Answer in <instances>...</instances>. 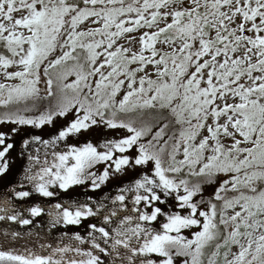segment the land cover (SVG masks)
<instances>
[{"label":"snow or ice","instance_id":"6c2138e0","mask_svg":"<svg viewBox=\"0 0 264 264\" xmlns=\"http://www.w3.org/2000/svg\"><path fill=\"white\" fill-rule=\"evenodd\" d=\"M0 77V107L23 104L0 115L13 126L0 131V180L21 126L63 118L51 139H21V157L53 151L27 155L31 190L5 185L0 221L33 223L14 200L66 197L48 211L60 236L20 250L7 246L20 232H5L0 264H264V0H0ZM93 128L125 134L67 142ZM128 169L137 178L115 196L87 195Z\"/></svg>","mask_w":264,"mask_h":264},{"label":"trees","instance_id":"16d2710c","mask_svg":"<svg viewBox=\"0 0 264 264\" xmlns=\"http://www.w3.org/2000/svg\"><path fill=\"white\" fill-rule=\"evenodd\" d=\"M74 79H75V77H73V80ZM68 81H69V79H68ZM49 100H51V98H49ZM48 102H49L48 100H43V101H37L36 103H38L39 105H41V107H43V106H46L48 104ZM28 103L31 104L32 101H29ZM16 107L22 108L23 104L18 105V106L12 105V106H9V108L0 107V115H2L6 111L15 110ZM24 114L28 115V116H32V115H37L38 113H24ZM119 118L127 119L128 117L121 114L119 116ZM24 127H27V126H24ZM47 128L50 132H53V133H56V131H57V129L54 128L53 126L48 125ZM28 130L32 131L31 129H28ZM92 130H94V129H92ZM89 134L91 136L86 137V138L84 137V135H80L79 137L72 136V137L68 138L67 142L71 143V144H76L77 146H79L80 144H83L87 140L92 139L94 137L93 134H91V133H89ZM13 142L15 143L16 146L13 148V150L10 151V153L6 157V159L9 161V164H10L11 174L9 172L6 179L0 180V199L3 198L4 193L6 191L5 185L7 186V189L15 188L17 191H19V190H31L30 185H28L26 188H22L20 186L21 181H17V179L15 178V176H16L15 172L18 169L16 164H17V154L20 151V140L17 137L13 140ZM58 146H59L58 147L59 150H61V151L66 150L64 141L59 142ZM13 154H14V156H13ZM97 170L101 171L100 167L97 166L96 169H93V171H97ZM191 179L193 180V182L196 181V178H191ZM24 183L27 184V182H24ZM122 183H124L123 180L116 181V185L120 186V185H122ZM82 187L83 186H78V187H75L74 189L71 190L73 199L82 200V199H80V197L82 196ZM110 187L112 189H110ZM213 187H215V184L214 185H204L203 195H204L205 199H207L209 196L212 195V193H213L212 190H215V188H213ZM118 188H113L112 185L110 183H108V184L104 185V187H101V189L96 190V192L87 191V195L92 196V197H96V198L98 196H101V195L106 194V193L110 194V195H114V194H116L115 191H117ZM110 191H112V192H110ZM77 193H80V195H76ZM229 195H232V193H229ZM198 198L199 197H195L194 199H198ZM65 200H66V197H64L63 195L59 198H43V197H39V196H33L31 198L26 199L25 201L14 200V204H15L17 210L21 212V214L23 215L24 218L32 219L33 223L30 225L21 226L18 223L12 222V221H4V222H7V224H9V222H12L14 224V228L12 231H18V232H20V234H27V232L29 231L28 228L30 226L36 227V229H37L36 233H38L39 236L43 237V239L48 240L49 242H53V239L55 237L60 236V232L56 231V230H50L47 227V222L49 220V217H48L49 205L55 204L57 202H64ZM32 206H40L42 208V214L40 217H31L30 216V213L27 211V209L29 207H32ZM0 215H3V213H0ZM60 227H61V231L66 229L69 234H71L72 232L77 231V230H79V231H81V233H83V230L76 229L74 226H60ZM7 231L8 230H5V232H7ZM23 237H26V235H23ZM0 241H3V239ZM39 245H36L33 248V250L39 251ZM7 246L11 247V245L9 243H7ZM16 247H19L22 250L24 245H22L21 243H19L15 240V241H13V249H16ZM0 250H3V249H0Z\"/></svg>","mask_w":264,"mask_h":264},{"label":"rangeland","instance_id":"374dc122","mask_svg":"<svg viewBox=\"0 0 264 264\" xmlns=\"http://www.w3.org/2000/svg\"><path fill=\"white\" fill-rule=\"evenodd\" d=\"M132 35L139 36V32L133 33ZM120 43L125 44V46H127L126 41L123 40V39L120 41ZM133 47H134V50H138L139 49V44L137 43ZM157 47L160 48V47H163V46L162 45H157ZM135 66L136 65H133L132 67H135ZM10 70H15V69H10ZM105 71H107V69H105ZM147 71L152 72L153 71L152 67L149 66L147 68ZM142 74L143 73H140L139 75H142ZM72 80H73V77H69V81L68 82H71ZM0 82H5L3 80V77H0ZM10 83H15V81H10ZM40 87H41V89H43V87H44L43 83L40 85ZM229 102L231 103L232 101L229 100ZM62 122H63V118H61L60 121L57 123L56 129H58L59 124L62 123ZM47 126L48 125L42 126L41 129H34L31 126H27V127L22 126L21 129H20V132L16 136H14L12 138V140H10L8 142H13V140L18 137L19 140H20V146H21V139L22 138L31 139L30 135H27V134H31V133L40 135L42 137V139H51L52 135H54L55 133L50 132L48 130ZM11 127H13V126H11V125L0 126V131L7 132V131H9V129ZM28 129H31L32 131H29ZM93 129L94 130H90L89 133L93 134L94 137L92 139H89V140H91L94 144H98L103 139H119V138H121L122 135L125 134L124 130H111V129H104V128H93ZM89 133H82L81 135H84V137L86 138V137L91 136ZM37 149H39L38 152H37ZM52 151H53L52 147L45 148L42 144H32L25 151V155L23 157H21L19 155V153H18L17 154V164H16L18 169L15 172V175H16L15 178L17 179V181H21V177L23 175V167L26 166L27 163H28V161L26 159L28 154H33L34 153V154H36V155H38L40 157L41 161H43V159L45 158L44 153L45 152L51 153ZM14 154H13V156H14ZM48 159L51 160V155L48 156ZM98 167H100V169L102 171L103 168H104V165H98ZM140 167H144V166H140ZM126 171H127V175L121 177L120 179L112 178L106 184L110 183L113 188L122 187L123 184L130 182L133 178H137L136 177V172H139V167L137 168L136 172H133L131 169H128ZM10 174H11V172H10ZM118 180H123L124 183H122V185H120V186L116 185V181H118ZM217 186L218 185H215V187H213V188H216ZM101 187H104V185H102ZM110 189H112V188L110 187ZM212 191L214 192V190H212ZM85 192H86V189L83 186L82 187V196L80 197V199H82V200L85 199ZM110 192H112V191H110ZM115 193L117 194V191H115ZM116 194H114V195H116ZM76 195H80V193H77ZM114 195H110V196H114ZM93 198L95 199L96 197H93ZM161 207H163V206H161ZM153 223H155V222H153ZM13 228H14V224L12 222H9V224H7V222L0 221V240L3 239L2 237H3V234H4L5 230H8L7 232H10V231L13 230ZM28 229H29V231L27 232V234H21V238H18L16 240L17 242L21 243L24 246L32 248V249L36 245H39L41 243H50L48 240L43 239V237L39 236L38 233H36V231H37L36 227L30 226ZM81 230H83V229H81ZM193 230H195V229H193ZM190 231H192V230H187V229L182 230V234L185 235V236H188L190 238ZM29 234H31V235H29ZM23 235H26V237H23ZM7 243H9L11 245L10 248H13V240H11L10 237H9V240H8ZM16 249H20V248L16 247Z\"/></svg>","mask_w":264,"mask_h":264}]
</instances>
